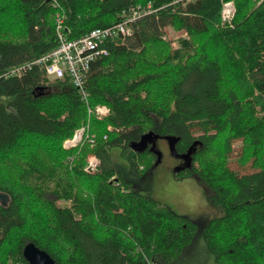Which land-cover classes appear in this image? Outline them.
<instances>
[{"label":"trees","instance_id":"16d2710c","mask_svg":"<svg viewBox=\"0 0 264 264\" xmlns=\"http://www.w3.org/2000/svg\"><path fill=\"white\" fill-rule=\"evenodd\" d=\"M172 1L0 0V264H29V242L56 264H177L198 232L217 264H264V0H232V27L222 0ZM148 2L158 12L93 63L88 99L38 67L7 76L58 46V8L77 39ZM166 26L184 33L179 47L163 39ZM98 104L110 108L104 120L88 114ZM88 123L95 139L65 149ZM159 139L172 142L174 176L195 177L221 212L200 230L105 163L118 147L144 176Z\"/></svg>","mask_w":264,"mask_h":264},{"label":"rangeland","instance_id":"374dc122","mask_svg":"<svg viewBox=\"0 0 264 264\" xmlns=\"http://www.w3.org/2000/svg\"><path fill=\"white\" fill-rule=\"evenodd\" d=\"M163 28L166 30L171 45L175 48L179 47V38L184 33L169 26ZM155 142L158 158L151 170L144 176H138L130 170V162L121 156V149L118 147L112 148L109 159H106L105 163L107 166L112 164L122 166L126 172V179L132 182L131 186L134 190L159 201L174 213L190 218L199 225L200 230L204 224L219 216L221 212L209 201L210 191L195 177L177 178L174 176L178 159L172 152V142L167 139H159ZM230 166L232 169H239L236 162H231ZM245 171V169L241 170L242 173ZM60 204L67 206L70 203L62 201ZM197 236L196 242L178 260L177 264H217L214 262V257L207 252L199 232Z\"/></svg>","mask_w":264,"mask_h":264},{"label":"built area","instance_id":"2783aa9c","mask_svg":"<svg viewBox=\"0 0 264 264\" xmlns=\"http://www.w3.org/2000/svg\"><path fill=\"white\" fill-rule=\"evenodd\" d=\"M190 0H173L172 4L179 2H185ZM159 8H154L152 2L145 4L132 5L126 9L123 14L127 18L121 22H117L112 26L106 28H97L91 30L89 33L81 36L77 39L70 38L67 27L65 25V15H63L60 8H58L56 14L57 26V48L51 52L46 64L47 74L56 79H60L65 76L66 73L75 77H78L76 66L73 59L77 58L81 60V65L85 64L90 58H99L101 55H108L109 50L106 47V42H112L120 36H129L133 33L134 23L139 19L157 13ZM237 13L236 5L232 0H222L221 8V20L224 24L232 27L233 21ZM164 29V28H163ZM163 31V39L169 41L166 35V30ZM104 47V50H99L100 47ZM18 70L17 72H19ZM82 84V80H81ZM81 84L77 86L79 93L83 98L88 99V92L86 89L81 88ZM89 115H92L97 120H104L110 115V109L105 104H98L94 107L88 108ZM90 123V122H89ZM82 125L75 130L73 136L67 139L63 147L65 149H72L82 144L84 138H88L90 125ZM118 130L116 127L109 125L108 131ZM104 140H108V135H104ZM90 141H93L91 139ZM88 162L86 171L91 174H95L100 171V167H97L98 157L91 154L87 157Z\"/></svg>","mask_w":264,"mask_h":264},{"label":"bare ground","instance_id":"6f19581e","mask_svg":"<svg viewBox=\"0 0 264 264\" xmlns=\"http://www.w3.org/2000/svg\"><path fill=\"white\" fill-rule=\"evenodd\" d=\"M123 16V19L121 20V22H123L127 16H125L124 14H122ZM146 17V16H145ZM56 26H57V21H56ZM57 35V33H56ZM132 35V34H131ZM130 36V35H129ZM120 37H123L125 38L126 36H120ZM119 38V37H118ZM57 48V47H56ZM105 48L104 47H100L99 50H104ZM109 50V49H108ZM54 49L51 51L53 52ZM51 52H49L48 54L46 55H43L42 57H39L38 59H35L31 62H27L25 64H22L20 66H17V67H14L11 69V71L8 73L7 76H22L24 74V72H26L27 70H30L32 69L33 67H38L40 70H42L44 72V74L47 76V78L51 79V80H56V78L54 77H51L47 74V71H46V64H47V60L49 59L50 55H51ZM98 60V58H90L86 61L85 64L81 65V60L80 59H77V58H74L73 61H74V64L76 66V70H77V73H78V77L75 79L74 76L72 75H69L68 73L65 74L64 77L60 78L59 80H68L72 83V85L74 87L77 88V86H79L81 84V80H82V84H81V88L82 89H87L86 87V83H87V79L89 77V73H90V70L92 68V65L94 62H96ZM18 70H20L19 72H17ZM79 91V90H78ZM107 106V105H106ZM89 107H92V106H88ZM108 107V106H107ZM109 108V107H108ZM110 109V108H109ZM111 112V111H110ZM89 114V113H88ZM89 116H92V115H89ZM90 135V134H88ZM85 140L86 139H95L94 136H89L88 138H84ZM66 141V140H65ZM84 141V140H83ZM89 163V162H88ZM97 167L100 166V159H98V163L96 164ZM87 167V166H86ZM85 167V169H86ZM1 193V192H0ZM1 194H5V193H1ZM7 195V194H5ZM8 196V195H7ZM9 198V197H8ZM151 264H155L154 262H152Z\"/></svg>","mask_w":264,"mask_h":264},{"label":"water","instance_id":"95a60500","mask_svg":"<svg viewBox=\"0 0 264 264\" xmlns=\"http://www.w3.org/2000/svg\"><path fill=\"white\" fill-rule=\"evenodd\" d=\"M176 167L175 170H177ZM8 196L0 193L2 204L8 202ZM23 256L29 264H56L55 260L44 250L38 248L34 243L29 242L23 250Z\"/></svg>","mask_w":264,"mask_h":264},{"label":"clouds","instance_id":"9594fccd","mask_svg":"<svg viewBox=\"0 0 264 264\" xmlns=\"http://www.w3.org/2000/svg\"><path fill=\"white\" fill-rule=\"evenodd\" d=\"M168 42H170V41H168ZM171 44V43H170ZM172 46V45H171ZM91 155V154H90Z\"/></svg>","mask_w":264,"mask_h":264},{"label":"flooded vegetation","instance_id":"af4514ba","mask_svg":"<svg viewBox=\"0 0 264 264\" xmlns=\"http://www.w3.org/2000/svg\"><path fill=\"white\" fill-rule=\"evenodd\" d=\"M178 165H179V162H178Z\"/></svg>","mask_w":264,"mask_h":264}]
</instances>
